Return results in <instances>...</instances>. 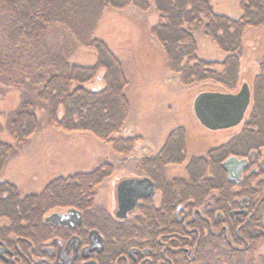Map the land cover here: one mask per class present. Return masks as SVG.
I'll use <instances>...</instances> for the list:
<instances>
[{
    "label": "rangeland",
    "instance_id": "rangeland-1",
    "mask_svg": "<svg viewBox=\"0 0 264 264\" xmlns=\"http://www.w3.org/2000/svg\"><path fill=\"white\" fill-rule=\"evenodd\" d=\"M252 1L208 0L211 14L207 18L201 17L198 24L187 28L192 32L196 43L199 73L188 79L186 85L182 83L181 75L170 71L168 65L166 67L169 77L165 81L162 80L161 72L167 60L164 47L156 37L155 43L145 41L142 45L132 44L137 38L136 29L141 27L142 23L155 21L156 26L161 21L153 0L151 5L149 4V9L155 11L150 15L133 6L123 9L107 6L95 21L89 19L85 25L86 32L94 27L92 36L97 39V29L102 22L100 28L102 37L120 43L115 44L116 52L108 48L118 60L120 58L124 61L126 67L128 65L127 68L131 71L130 81H135L134 74L140 81L141 91L137 94L139 99L135 98L137 103L132 99L135 93L131 94L132 110L129 124H124L118 136L112 135L110 140H102L88 131H67L51 123L44 104L38 101L33 88L10 84L6 77L0 75V138L11 147L6 162L0 169V186L3 182H14L16 187L9 184L16 189L19 198L44 194L52 184L57 185L58 181L63 184L69 177L84 174L78 171L69 172L68 168L71 166V168L82 166L85 161L94 162L85 174L103 168V172L100 170L103 176L100 175V184L91 188V194L95 196L93 222L108 229L112 227L113 231L109 232V238L116 242L117 240L126 242L123 246L127 249L133 245L131 243L142 241L147 245L145 248L147 252L150 247L154 251V254L148 256L151 260L137 263L123 261L119 264H174L183 259L184 264H264V234H256L258 231L255 228L251 232L248 230L238 232L237 229L221 232L222 224L214 225L211 212L213 207H207L206 202L215 199L220 194L219 190L211 189L206 192L207 194L202 195L203 203L195 205L204 218L197 224L191 225L189 214L184 212L187 224L177 225L178 223L174 221L176 205L170 207L172 212L170 221L175 225L172 228L170 226L166 228L163 217L155 213L156 222L159 223L156 225L158 231L155 235L153 227L156 222L149 217L153 212H150V215L137 210L128 220L119 222L113 216L116 205L112 197L116 182L121 177L144 175L140 156L153 153L155 151L153 149H158L157 145L160 148V144L168 135L178 133L182 130L181 127L186 133L188 156L203 155L208 149L227 143L233 135L243 130L244 124L254 111L257 113L263 110L264 85L261 86L262 82L257 79L262 78L264 81V22L259 23L262 15L250 6ZM120 10H128L126 12L129 13H121ZM246 10L257 15L242 27V46L233 54L225 53L213 37L207 34L206 26L209 21H214L212 16L232 17L241 22ZM105 11L108 12L107 15L104 14ZM136 11L140 12L142 17H137ZM102 18L105 19L102 21ZM131 21L135 24L133 31L129 29ZM78 25L79 23L75 24ZM210 26L215 25L212 23ZM128 30L132 32L130 35ZM229 32L234 31L230 29ZM217 34L223 35L221 31ZM80 38L85 39L86 36ZM46 41L52 51L64 50L62 54L68 56L71 63L76 65L80 63L79 66L88 68L97 65L94 50L83 46L71 31L61 24H52L46 28ZM189 65L193 66L195 63L190 62ZM244 82L250 85L253 92L245 121L239 127L221 131L210 132L201 127L192 106L196 95L205 91L237 93ZM95 84L91 81L86 87L91 88ZM23 97L31 102L38 127L35 132L19 142L10 124ZM148 103L150 105H147ZM142 104L143 115L140 114ZM81 133L84 135H79ZM127 138L133 139L126 143L128 149L124 153H118L115 150V142L119 144L120 140L117 139ZM85 147L91 148V154L83 152ZM137 155L140 162L134 160ZM168 168L169 173L177 177L185 174L182 165L173 164ZM179 201L176 198L174 203L177 204ZM152 203L156 208L161 206V193L158 192ZM137 217L141 220L136 219ZM8 224L5 217H0V227ZM160 238L162 241L158 242ZM152 242L155 246L149 245ZM107 264L113 262L109 261Z\"/></svg>",
    "mask_w": 264,
    "mask_h": 264
},
{
    "label": "trees",
    "instance_id": "trees-1",
    "mask_svg": "<svg viewBox=\"0 0 264 264\" xmlns=\"http://www.w3.org/2000/svg\"><path fill=\"white\" fill-rule=\"evenodd\" d=\"M154 4L161 21L154 26L153 35L164 47L168 69L180 74L182 83L186 85L188 79L199 73L196 43L187 28L198 24L201 17L207 18L212 12L211 6L208 0H154ZM107 6L117 9L133 6L143 11L149 9L146 0H0V75L6 77L10 84L33 88L38 101L44 104L51 123L67 131H88L102 140H110L112 135L118 136L129 111L123 93L126 81L120 61L103 41L92 36L94 27L88 33L85 29L87 21H95ZM250 6L261 13L259 23L264 22V0H253ZM244 12L241 22L232 17L212 16L214 21H209L206 26L207 34L225 53L233 54L241 48L242 27L257 15L248 10ZM77 23L79 25L75 26ZM212 23L214 27L210 26ZM52 24L65 26L83 46L92 48L97 55V65L89 68L79 66L62 54L64 50L52 51L46 41V28ZM230 29L234 32L230 33ZM218 31L223 35H218ZM81 36L86 38L82 39ZM190 62L195 65L190 66ZM91 81L96 84L87 88L86 84ZM257 81L264 85L262 78ZM260 112L264 116V106ZM37 123L31 102L23 97L10 124L17 140L20 142L35 132ZM179 133L182 134V131L178 135H171L166 145H172V149L178 148L177 144L182 138ZM117 140L120 142H115V150L121 154L128 149L126 143L133 139ZM10 151L11 147L0 138V169ZM100 170L69 177L63 184L58 181L40 197H25L24 212L29 214V222L33 224L30 229L35 232L38 214L47 209V205L49 208L63 206L64 197L67 200L79 199L98 185L100 175L103 176V170ZM203 188H210V184L205 183ZM202 195L199 194L200 197ZM17 199V191L12 185L5 182L0 186V217L21 212L17 210ZM124 243L117 240V243L111 244V252H121L123 249L118 245ZM109 261L111 258L102 264ZM184 261L178 260L174 264H184Z\"/></svg>",
    "mask_w": 264,
    "mask_h": 264
},
{
    "label": "flooded vegetation",
    "instance_id": "flooded-vegetation-1",
    "mask_svg": "<svg viewBox=\"0 0 264 264\" xmlns=\"http://www.w3.org/2000/svg\"><path fill=\"white\" fill-rule=\"evenodd\" d=\"M252 98L253 92L251 91V100ZM246 113L238 125L228 129L239 127L245 121ZM254 114L255 111L244 124L240 133L233 135L227 143L208 149L203 155L188 156L184 128H180L182 134L179 133V135L182 138L177 144L178 148L172 149V145H166L169 137L178 135V133L168 135V138L160 144V148L153 153L140 156L143 161L141 169L145 172L144 175H126L116 182L114 192L112 191L116 205L113 210L114 218L119 222H124L137 210L148 214L153 212L152 216H149L151 219L153 218V221L156 222L157 214H159L165 221V227L172 228L174 224L170 221L172 214L170 207L176 205L174 221L178 223L177 225L187 224L184 212L189 214V223L194 225L199 220H204L199 208L195 207V205L203 203L204 197H200L199 194L204 195L211 189H215L219 190L220 194L215 199L208 200L206 205L213 207L211 209L212 220L214 225L222 224L221 232H229L234 229H237L238 232L241 230L251 232L255 228L258 231L256 234H264V116L260 110L256 115ZM201 127L203 126L201 125ZM203 128L213 132V130ZM230 157H235L239 161L246 160L239 179H236L234 174L230 177L222 166ZM135 159L141 161L138 160V155L135 156ZM173 164L182 165L185 174L178 177L170 174L168 167ZM232 169L235 168L232 167ZM92 172L94 171L86 174ZM144 177L153 182L154 195L139 198L135 209L128 212L125 218H118L117 187L119 183L128 178L141 179ZM203 181L210 184V188H203L205 184ZM158 192L161 193V206L156 208L152 199L157 196ZM42 195L43 193L35 196ZM93 197L95 196L91 194L90 190L79 199L67 200L64 197L65 205L63 206L49 208L47 205V209L38 214L35 232L30 229L33 224L29 222V214L24 212L25 197H18L19 207L17 210L19 209L21 212L5 216L9 224L0 227V264H102L108 258H111L113 264H119L123 261L137 263L138 261L151 260L148 256L151 253L154 254L153 248L149 246V252H146L147 245L142 241L131 243L133 245L128 249L123 246L126 243L118 245L123 250L119 253L111 252V244L117 243L116 240H111L108 236L113 228L109 227L108 229L93 222L95 219V199ZM176 198L180 200L178 205L174 203ZM66 202L68 203L66 204ZM69 210L80 212L81 220L78 225L69 226L47 221V218L53 213L66 214ZM136 219L141 220L139 217ZM158 224L157 222L154 224L153 235L158 231V226H156ZM92 230L98 231L103 238L101 252L92 248L93 237L90 234ZM161 235L159 234V236ZM159 240L162 241L161 238L157 241L159 242ZM149 245L155 246L153 242Z\"/></svg>",
    "mask_w": 264,
    "mask_h": 264
},
{
    "label": "water",
    "instance_id": "water-1",
    "mask_svg": "<svg viewBox=\"0 0 264 264\" xmlns=\"http://www.w3.org/2000/svg\"><path fill=\"white\" fill-rule=\"evenodd\" d=\"M250 103L251 88L247 82H244L237 93L201 92L194 98L192 106L199 123L208 130L216 131L238 125L244 118ZM245 164L246 160L239 161L235 157H230L222 166L230 177L234 174L235 178L239 179L241 169L245 167ZM232 167L235 169L233 170ZM154 193V184L147 177L122 180L117 187L118 218H125L128 212L135 209L139 198L151 197ZM80 220V212L75 210H69L66 214L53 213L47 218V221L69 226L78 225ZM90 234L93 237L92 248L96 249L97 252H101L103 250L102 236L96 230H92Z\"/></svg>",
    "mask_w": 264,
    "mask_h": 264
},
{
    "label": "crops",
    "instance_id": "crops-1",
    "mask_svg": "<svg viewBox=\"0 0 264 264\" xmlns=\"http://www.w3.org/2000/svg\"><path fill=\"white\" fill-rule=\"evenodd\" d=\"M154 1V0H153ZM148 2H149V4L151 5V0H148ZM130 8V7H129ZM129 8H127V9H129ZM151 9V8H150ZM148 10V11H146V13L147 14H149L150 15V13L151 12H153V11H155V10ZM126 11H128V10H120V12L121 13H129V12H126ZM120 12H117V13H120ZM135 13H138V14H135V15H137V17H142V16H140V12H135ZM104 14H108V12H104ZM126 15V14H125ZM129 18V17H128ZM105 19V18H104ZM103 18H102V21L104 20ZM131 20V19H130ZM129 20V21H130ZM131 24H132V21H131ZM101 25H102V22H101V24H100V26H99V28L97 29V33H96V38L97 39H99V40H101V41H104L105 43H106V45L113 51V52H116V50L114 49V47H115V44H120V43H118V41H116V42H114V41H111L110 39L108 40L107 38L105 39L104 37H102V35H101V32H100V28H101ZM132 26V27H131ZM130 26V31H133V29H134V26H135V24L133 23L132 25ZM154 26H155V21H151V22H149V23H142L141 24V27H139V28H137L136 30V34H137V36L135 35V37H137L136 38V40L134 39L133 40V42H132V44H140V45H142L145 41H150V43L152 42V43H155V36L153 35V28H154ZM128 33H129V35L132 33V32H129V30H128ZM116 54V53H115ZM119 61L121 62V65H122V69H123V73H124V77H125V81H126V85H125V87H124V90H123V93H124V95H125V97H126V99H127V101H128V104H129V113H128V116H127V119H126V122L124 123L125 125L128 123L129 124V119H130V114H131V110H132V101H131V94H134L135 93V96L134 97H132V99H134L135 100V102L137 103V101H136V99L135 98H137V100L139 99V97H138V93H139V91H141L140 90V81L137 79V76H136V74H134V79H135V81L134 82H131L130 80H131V75H129L130 74V68H127L128 67V65H127V67L125 66V63H124V61H122V60H120V58H119ZM79 65H81L80 63H79ZM167 64L165 63V66H164V70H162V72H161V76H162V80L164 79V81L165 80H167L168 79V77H169V72H168V70H167ZM155 84H156V82H154ZM133 88V89H132ZM147 105H150L149 103L147 104ZM143 104H142V109L140 110V114L142 113V115H143ZM150 114L151 113H149V116H150ZM83 133H86V132H83ZM83 133H81V134H79V135H84ZM76 136V135H75ZM81 136H76V137H81ZM157 148H159L158 147V145H157ZM156 151L157 149H153V151ZM83 152L84 153H90L91 152V148L90 147H88V148H84L83 149ZM91 154V153H90ZM94 163V162H93ZM93 163H91V162H89V163H86V161L84 162V165H82V166H77V167H74V168H68V171L69 172H79V173H85V172H87V171H89V168L91 167V165H93ZM9 183H11L13 186H15L16 184L13 182H10L9 181ZM16 187V186H15Z\"/></svg>",
    "mask_w": 264,
    "mask_h": 264
}]
</instances>
